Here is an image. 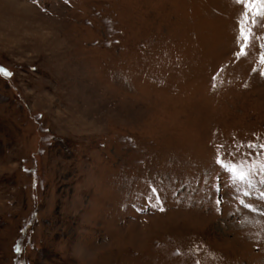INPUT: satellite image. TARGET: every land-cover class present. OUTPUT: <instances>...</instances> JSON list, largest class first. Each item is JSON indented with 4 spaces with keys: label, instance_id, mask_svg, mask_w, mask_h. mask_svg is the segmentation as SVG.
I'll use <instances>...</instances> for the list:
<instances>
[{
    "label": "rangeland",
    "instance_id": "rangeland-1",
    "mask_svg": "<svg viewBox=\"0 0 264 264\" xmlns=\"http://www.w3.org/2000/svg\"><path fill=\"white\" fill-rule=\"evenodd\" d=\"M243 11L0 0V264H264V176L217 163L264 144V22L237 58Z\"/></svg>",
    "mask_w": 264,
    "mask_h": 264
},
{
    "label": "snow or ice",
    "instance_id": "snow-or-ice-1",
    "mask_svg": "<svg viewBox=\"0 0 264 264\" xmlns=\"http://www.w3.org/2000/svg\"><path fill=\"white\" fill-rule=\"evenodd\" d=\"M242 5L244 11L238 20L239 37L242 41L240 43V50L235 55L239 58L245 54L247 47L251 41L256 39L255 27L258 23L264 22V0H237ZM264 48V43L261 44ZM261 64H264V52L260 55ZM255 71V69H254ZM0 74L10 77L12 73L2 65H0ZM260 74L264 76V68L260 70ZM216 79V77H213ZM215 87V85H213ZM233 150L227 149L225 146H220V152L217 155V163L230 173L233 182L240 181L241 183L249 186L253 185L254 177L257 175L264 176V144H255L249 141L246 145L241 142L234 144ZM241 149H245L241 151ZM239 153V158H237ZM254 157H260L255 159ZM251 195L250 191L244 190V196ZM260 198L264 199V191L259 193ZM220 201L218 200L217 203ZM241 203H244L241 200ZM248 208L255 210V206L248 204Z\"/></svg>",
    "mask_w": 264,
    "mask_h": 264
}]
</instances>
